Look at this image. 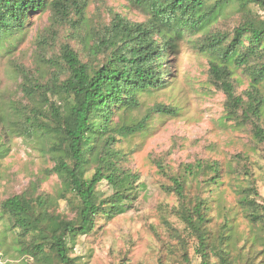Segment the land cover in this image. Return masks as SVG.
<instances>
[{"label":"rangeland","instance_id":"374dc122","mask_svg":"<svg viewBox=\"0 0 264 264\" xmlns=\"http://www.w3.org/2000/svg\"><path fill=\"white\" fill-rule=\"evenodd\" d=\"M52 3V0H47ZM57 12L50 7L31 13L25 28L13 32L0 43V264H61L37 261L26 254L29 238L11 228L9 216L1 210L4 200L15 195L54 198L53 209L66 218H75L78 201L51 171L55 139L34 129L27 113L38 100L25 96L23 85L64 80L67 71L60 59L70 46L80 59L100 68L108 51L96 54L95 43L104 37L116 16L130 25L142 24L148 15L129 0H59ZM225 8L218 22L198 32L185 31L176 40L167 63L165 86L142 92L140 106L115 122L136 123L147 117L146 128L115 143L119 165L139 175L137 195L128 210L107 219L99 216L93 230L69 242V256L76 264H203L197 240L180 218L182 208L190 209L197 199L208 205L206 231L211 241L227 254L226 264H264V233L252 224L241 197L264 205V143L253 135L251 122L241 111L231 117L225 92L210 76L209 62L217 59L208 48L210 36H225L247 20L264 21V9L249 4ZM158 41V37L154 36ZM235 97L245 99L250 79L243 69L231 67ZM264 92V84H261ZM158 105L173 114L157 113ZM234 109V108H233ZM259 125L264 130V113ZM36 131V130H35ZM217 164L218 184L208 181L213 173L205 170L199 180L186 178L184 198L173 191L187 165ZM93 170L87 173V177ZM247 190V191H246ZM255 190V192H254ZM102 198L112 194L106 182L98 188ZM210 264H219L212 255Z\"/></svg>","mask_w":264,"mask_h":264},{"label":"trees","instance_id":"16d2710c","mask_svg":"<svg viewBox=\"0 0 264 264\" xmlns=\"http://www.w3.org/2000/svg\"><path fill=\"white\" fill-rule=\"evenodd\" d=\"M142 8L148 20L130 25L116 16L104 37L94 45L96 54L108 51L100 68L83 62L78 54L65 46L60 59L67 77L51 78L49 83L23 85L25 96L38 100L39 105L27 113L28 123L34 129L52 135L55 155L51 171L78 201L75 218H66L53 209L54 198L40 194L37 197L15 195L4 200L1 210L9 216L11 228L20 237L29 238L26 254L37 261L76 264L69 256V242L80 235L89 234L99 216L112 219L125 213L137 195L139 175L123 169L121 156L114 147L120 138L143 131L147 117L127 124L115 122L114 117L140 106L138 96L145 91L163 88L168 76L169 57L175 50L176 40L185 31L198 32L218 22L224 9L238 4L240 11H248L249 4L264 9V0H129ZM57 12L59 0H0V43L13 32L25 28L31 13L50 7ZM158 37V41L154 40ZM228 44L225 36H210L208 48L217 59L209 62L210 76L228 96L231 117L241 111L246 122H251L255 139L264 143V130L259 125L264 113V21L247 20L238 26ZM226 41V40H225ZM167 59V63L163 60ZM243 69L250 79L245 99L235 97L231 67ZM234 108V109H233ZM157 113L173 114L172 109L158 105ZM36 130V131H35ZM93 174L87 177V173ZM205 170L213 173L208 181L218 184L220 168L217 164L187 165L180 178L173 181V191L184 198L186 178L199 180ZM106 182L112 194L102 198L98 188ZM247 191V190H246ZM255 192V190H254ZM241 204L248 211L252 224H258L264 233V205L260 206L244 191ZM208 205L197 199L190 208H182L179 215L197 240V252L203 264H210L214 255L219 264H226L227 254L206 231ZM185 264L189 259L184 256Z\"/></svg>","mask_w":264,"mask_h":264}]
</instances>
